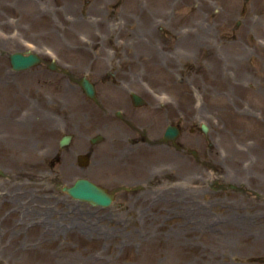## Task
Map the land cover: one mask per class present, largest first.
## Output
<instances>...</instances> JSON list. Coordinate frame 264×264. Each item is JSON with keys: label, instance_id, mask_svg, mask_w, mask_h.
I'll list each match as a JSON object with an SVG mask.
<instances>
[{"label": "rangeland", "instance_id": "1", "mask_svg": "<svg viewBox=\"0 0 264 264\" xmlns=\"http://www.w3.org/2000/svg\"><path fill=\"white\" fill-rule=\"evenodd\" d=\"M262 42L264 0H0V264H264ZM17 50L44 61L13 70ZM80 76L105 105L127 102L128 85L145 102L125 123ZM142 120L144 142L122 139ZM169 122L182 150L156 141ZM143 170L160 183L149 204L118 192L95 206L61 189Z\"/></svg>", "mask_w": 264, "mask_h": 264}, {"label": "flooded vegetation", "instance_id": "2", "mask_svg": "<svg viewBox=\"0 0 264 264\" xmlns=\"http://www.w3.org/2000/svg\"><path fill=\"white\" fill-rule=\"evenodd\" d=\"M96 86V85H95ZM138 86H136V88H133V86H130L128 85V89H129V92H128V95H129V100H127V102H120V103H116V105L113 107H111V105H105L104 103H101V102H98V100L96 99V103L97 105L103 109L104 111L106 112H109L111 114H114L115 116H117L119 119H121L123 122L125 123H128L129 119H126V115H128L126 113V111L129 113V111L132 110V106H138V105H135V103L133 102L132 98H131V92H136L139 96H140V100L139 101H142V102H145V98L143 97V94L141 91L138 90ZM136 89V90H135ZM148 90V88H147ZM97 88H96V98H97ZM178 112H179V109H177ZM130 115V113H129ZM180 116V114H178ZM171 124H175L177 127H178V131L180 129V131L178 132L179 134L181 133V128L179 127L178 124L176 123H173V122H170ZM105 125H108V123H106ZM135 126L137 127V129H134V136L135 137H132L126 133V134H121V136H124L122 137V139H126V141L128 143H135V142H144L146 140V138H148V136L145 134V127L148 126V124L146 122H144V120L142 121H139L138 124H135ZM156 141L160 142L161 140V134L159 136L156 137ZM89 141H90V138H89ZM171 145L173 147H176L177 149L179 150H182V146L180 145L179 142H172ZM90 151L92 152V150H89V148L85 149V151L83 153H86L88 158L91 157V153ZM174 168L172 170V175L174 177V179L172 180H177L178 176H180V173L177 174V166L175 164H173ZM172 166V167H173ZM144 173L149 177V170H148V173L144 172V170L142 172H139V173H133L129 179L125 180V178H121V177H117L115 178V184L112 188H108L109 190L112 191L114 197L116 196V194L118 192H123V199L124 200H130V199H136L134 198V192L138 193L141 195L142 197V200L143 202L144 201H148L147 204H149V199H150V196L153 195L154 197H156V190H154L153 193H151L152 189H154V187H157V182H151L149 180L148 177L144 176ZM120 175V173H119ZM98 182V181H97ZM101 184V182H98ZM157 184V185H156ZM103 185V184H102Z\"/></svg>", "mask_w": 264, "mask_h": 264}, {"label": "water", "instance_id": "3", "mask_svg": "<svg viewBox=\"0 0 264 264\" xmlns=\"http://www.w3.org/2000/svg\"><path fill=\"white\" fill-rule=\"evenodd\" d=\"M9 61L13 69L19 70L38 64L42 61V59L34 52L23 53L21 51H14L9 54ZM47 66L51 69L56 68V64L53 61L48 62ZM79 84L89 97H94L95 89L93 83L90 80L82 77L79 80ZM203 128L206 129L204 124ZM176 132L177 131L174 127L168 126L165 131V135L167 138L172 137L174 135L173 133ZM67 141L68 136H64L61 140V144H65ZM80 161L83 162L84 157L80 158ZM62 188L63 190H66L72 197L86 200L92 204L108 205L111 201V195L105 189L86 178L79 177L75 179L73 184L70 186H63Z\"/></svg>", "mask_w": 264, "mask_h": 264}, {"label": "bare ground", "instance_id": "4", "mask_svg": "<svg viewBox=\"0 0 264 264\" xmlns=\"http://www.w3.org/2000/svg\"><path fill=\"white\" fill-rule=\"evenodd\" d=\"M207 30L203 29V25H199L197 27H195V30H194V33H195V36H197V41L199 42H202L204 39H206L208 36H207ZM192 33V34H194ZM203 33V34H202ZM234 46L239 49L240 51H242L241 48H239L238 46V43L237 42H234ZM258 48H260L261 50H264V43H260L259 45L257 44ZM215 51L212 53V57L214 58L215 57V61L217 63H220L222 62V59L220 57H217L215 55ZM235 57H237L238 60H241L240 58L242 57L240 55V52H238L232 59H234ZM240 62V61H239ZM213 71L215 72L216 70L213 69ZM226 75V74H224ZM23 85V84H22ZM21 85V86H22ZM20 87V86H19ZM9 95L8 94H5V98H7ZM23 97H24V93H23ZM263 117V116H260V118ZM264 118V117H263ZM260 121V120H259ZM32 127V126H31ZM33 131L34 130H39V135H43L42 133H45L47 130H49V128L47 127V124H46V120L44 118H37L35 120V123L33 124ZM41 133V134H40Z\"/></svg>", "mask_w": 264, "mask_h": 264}]
</instances>
